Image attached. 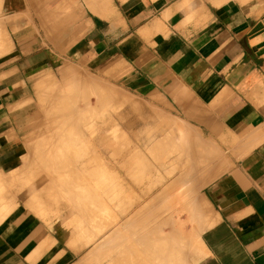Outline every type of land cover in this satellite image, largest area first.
<instances>
[{
	"label": "crops",
	"instance_id": "0c3cea01",
	"mask_svg": "<svg viewBox=\"0 0 264 264\" xmlns=\"http://www.w3.org/2000/svg\"><path fill=\"white\" fill-rule=\"evenodd\" d=\"M0 28V264H264V0H0Z\"/></svg>",
	"mask_w": 264,
	"mask_h": 264
},
{
	"label": "bare ground",
	"instance_id": "6f19581e",
	"mask_svg": "<svg viewBox=\"0 0 264 264\" xmlns=\"http://www.w3.org/2000/svg\"><path fill=\"white\" fill-rule=\"evenodd\" d=\"M0 43H1V41H0ZM51 124H57V122L55 121V122H53V123H51ZM45 130V132H40V139H44V140H48L47 142H49L50 140L51 141H53V140H58V137H57V135H58V133H54V132H49L47 129H44ZM39 140V139H38ZM40 143H41V141H39ZM57 142V141H56ZM22 145V144H21ZM41 145V144H40ZM58 145H59V143L57 142V143H55V144H53V149H49L47 152L49 153V155H51V156H55L56 154H58L59 153V147H58ZM23 146V145H22ZM42 146V145H41ZM24 148V147H23ZM43 149V148H42ZM41 151H43V150H41ZM43 153L44 152H42V155H43ZM41 154V153H40ZM43 156H45V154L43 155ZM58 156V155H57ZM46 157V156H45ZM56 158V157H55ZM55 158H54V161H55ZM50 159V158H49ZM48 159V160H49ZM3 188V187H2Z\"/></svg>",
	"mask_w": 264,
	"mask_h": 264
},
{
	"label": "rangeland",
	"instance_id": "374dc122",
	"mask_svg": "<svg viewBox=\"0 0 264 264\" xmlns=\"http://www.w3.org/2000/svg\"><path fill=\"white\" fill-rule=\"evenodd\" d=\"M1 30H2V28H0V32H1ZM0 41H1V43H0V53H1V50H2V39H1V36H0Z\"/></svg>",
	"mask_w": 264,
	"mask_h": 264
}]
</instances>
